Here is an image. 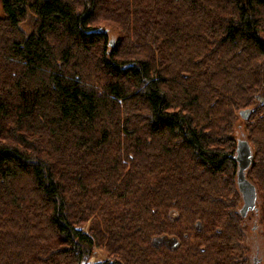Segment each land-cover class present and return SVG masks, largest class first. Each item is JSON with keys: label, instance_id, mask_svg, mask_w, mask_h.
<instances>
[{"label": "trees", "instance_id": "obj_1", "mask_svg": "<svg viewBox=\"0 0 264 264\" xmlns=\"http://www.w3.org/2000/svg\"><path fill=\"white\" fill-rule=\"evenodd\" d=\"M0 9V264H250L233 131L264 235V0Z\"/></svg>", "mask_w": 264, "mask_h": 264}, {"label": "rangeland", "instance_id": "obj_2", "mask_svg": "<svg viewBox=\"0 0 264 264\" xmlns=\"http://www.w3.org/2000/svg\"><path fill=\"white\" fill-rule=\"evenodd\" d=\"M1 1V0H0ZM1 14V9H0ZM25 30L27 26H24ZM115 35L112 30L108 33V45L111 46L114 44ZM263 101V98H260ZM233 137L236 139H245L244 135V128L243 122L240 118L236 119V123L234 125ZM242 203V201H241ZM241 206V205H240ZM258 211H251L246 217V226H245V235H244V245L247 250L249 263L253 264L254 261L260 260L256 264H264V235L262 233V227L258 223V214H259V207L257 206ZM106 254L99 250L93 249L92 254L90 257H85L84 261L81 264H96L103 260H106Z\"/></svg>", "mask_w": 264, "mask_h": 264}, {"label": "water", "instance_id": "obj_3", "mask_svg": "<svg viewBox=\"0 0 264 264\" xmlns=\"http://www.w3.org/2000/svg\"><path fill=\"white\" fill-rule=\"evenodd\" d=\"M101 30L95 31L100 32ZM245 117V116H243ZM234 159L237 163L236 171V186L241 197V206L238 213L241 217L245 218L250 211H255L256 203L258 202V194L255 185L246 178V170L249 168L252 160L251 147L246 139L238 140L235 147ZM196 229H200V223H196ZM160 239L156 240L158 242ZM173 246L175 241L172 242ZM260 260L254 261L253 264L258 263Z\"/></svg>", "mask_w": 264, "mask_h": 264}, {"label": "bare ground", "instance_id": "obj_4", "mask_svg": "<svg viewBox=\"0 0 264 264\" xmlns=\"http://www.w3.org/2000/svg\"><path fill=\"white\" fill-rule=\"evenodd\" d=\"M100 29V28H99ZM99 29H97V30H99ZM101 30V29H100ZM101 32V31H100ZM100 32H98V33H100ZM113 45V44H112ZM239 116H240V120L241 121H244L245 119H246V117H247V115H246V113L245 112H240L239 113ZM243 116H245V117H243ZM238 140H244L243 138L242 139H238ZM237 140V141H238ZM237 141H236V144H237ZM236 147V146H235Z\"/></svg>", "mask_w": 264, "mask_h": 264}]
</instances>
